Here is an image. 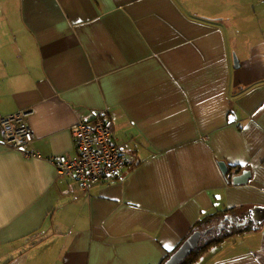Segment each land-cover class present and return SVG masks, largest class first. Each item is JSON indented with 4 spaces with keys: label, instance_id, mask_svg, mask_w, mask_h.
<instances>
[{
    "label": "crops",
    "instance_id": "0c3cea01",
    "mask_svg": "<svg viewBox=\"0 0 264 264\" xmlns=\"http://www.w3.org/2000/svg\"><path fill=\"white\" fill-rule=\"evenodd\" d=\"M217 1L0 0V117L39 155L0 130V264H164L199 222L238 231L195 264H264V17ZM97 115L133 165L85 191L46 159Z\"/></svg>",
    "mask_w": 264,
    "mask_h": 264
},
{
    "label": "built area",
    "instance_id": "2783aa9c",
    "mask_svg": "<svg viewBox=\"0 0 264 264\" xmlns=\"http://www.w3.org/2000/svg\"><path fill=\"white\" fill-rule=\"evenodd\" d=\"M30 114L19 112L0 117V130L7 146L38 158L39 155L30 149L35 139L27 120ZM72 134L75 156H59L46 161L54 165L60 176L71 178L81 189L89 191L94 184L115 181L132 167L133 161L113 137L111 123L105 115L79 121L73 126Z\"/></svg>",
    "mask_w": 264,
    "mask_h": 264
},
{
    "label": "water",
    "instance_id": "95a60500",
    "mask_svg": "<svg viewBox=\"0 0 264 264\" xmlns=\"http://www.w3.org/2000/svg\"><path fill=\"white\" fill-rule=\"evenodd\" d=\"M219 166L223 174L228 172V166L225 162H220ZM251 179V171L243 170L241 174H236L232 178V182L236 185L247 184ZM238 225V223H236ZM241 224V223H240ZM244 224V223H243ZM242 225V224H241ZM202 233L194 232L190 235L183 244L170 256L164 264H182L185 259L199 246Z\"/></svg>",
    "mask_w": 264,
    "mask_h": 264
},
{
    "label": "trees",
    "instance_id": "16d2710c",
    "mask_svg": "<svg viewBox=\"0 0 264 264\" xmlns=\"http://www.w3.org/2000/svg\"><path fill=\"white\" fill-rule=\"evenodd\" d=\"M219 222H221L220 219H219ZM207 226L208 227H204V225L201 222H199L196 225V229H201L202 231H205L206 233L204 234V236L202 235L199 246L191 253L190 256H188L185 259V261L182 264L197 263L199 259L201 258V256L207 251L206 249H208V247H210L211 245L213 246V245L218 244L219 242H221V240H223V238L229 237L231 236L232 233L238 231V229L231 231L228 225H225L224 227H221V228L219 227L216 228L214 223L211 224L210 226H209V223H207ZM208 228L210 230H208Z\"/></svg>",
    "mask_w": 264,
    "mask_h": 264
},
{
    "label": "rangeland",
    "instance_id": "374dc122",
    "mask_svg": "<svg viewBox=\"0 0 264 264\" xmlns=\"http://www.w3.org/2000/svg\"><path fill=\"white\" fill-rule=\"evenodd\" d=\"M235 1H237V2L238 1H245L246 4H250L251 3L250 6L245 8L246 9V13H245L246 16H249V15H252V14L256 13V14L260 15L261 17H264V11H261V7H262V5H264V0H234V1H229V2L233 3ZM252 1H257V2H252ZM226 3H228L227 0H223V1L221 0L220 4L218 3V1L216 2V5L217 6L219 5L218 6V15H217L218 17L223 16V14L220 13V5L226 4ZM13 6H14L13 4L10 5V3L8 1H6L5 4H4V9L6 8L5 12L7 13L9 11L10 12L9 15H11ZM235 11H236L235 14L239 16V13H237V9L236 8H235ZM9 15H7V17H9ZM6 28L7 27H6L5 24L1 25V29H6ZM263 29H264V27H263ZM246 30H247V33H250V36H251L250 40L254 41V39H255L254 42H256V37L258 35H262L261 30L256 28V27L253 28L252 23L246 25Z\"/></svg>",
    "mask_w": 264,
    "mask_h": 264
}]
</instances>
